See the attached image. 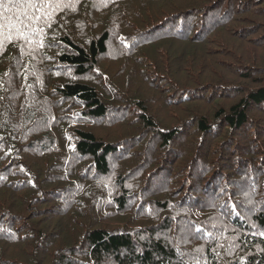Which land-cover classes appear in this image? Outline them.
<instances>
[{
    "label": "trees",
    "instance_id": "16d2710c",
    "mask_svg": "<svg viewBox=\"0 0 264 264\" xmlns=\"http://www.w3.org/2000/svg\"><path fill=\"white\" fill-rule=\"evenodd\" d=\"M122 1L59 0L61 7L49 23L39 22L42 34L33 33L31 42L15 39L0 49V264H264V228L254 232L243 216L226 211L221 197L226 181H221L220 170L213 176L215 180L204 186L205 192L189 194L201 208L212 203L203 202V195L214 193L210 200H215L212 232L202 243L174 240L181 248L179 253L186 256V248L192 249L190 262L162 231L148 228L143 233L149 235L136 234L151 223L142 226L135 225L136 221H151L153 210L134 214L128 225H103L105 220L122 217V211L131 206L145 203L148 208V176L152 166L157 168L150 160L151 148L173 150L179 133L184 135L188 127H193V132L185 136L186 150L179 149L178 155L190 157L197 150L189 162L191 177V171L201 163L202 149L215 140L211 148L220 151L215 160L228 151L237 158L239 171L251 169L255 154L249 153L246 144H239L246 138L248 123H255L248 135L255 143L251 148L259 154L256 166L261 165L258 167L264 171V120L257 123L252 115L253 109L264 112V73L256 72L257 62L238 66L236 72L239 78L256 82L258 87L248 95L241 89L227 93L231 86L218 80V71L204 75L212 71L207 67H203V75L185 74V46L205 44L219 29L210 35L200 33L207 16L200 7L147 12V28H137L130 19L113 30L110 26L117 21L98 32L92 30L98 27L92 16L95 11L101 17L111 16V11H119ZM156 1H145V8ZM238 1L227 4L234 9ZM221 2L210 7L226 3ZM128 11L123 7L119 18L129 16ZM140 12L135 18L146 15ZM190 13H198L196 25L186 23L183 27L182 17L186 19ZM18 14L15 8L5 13L11 17ZM184 41L191 44L182 45ZM225 55L232 54L226 51ZM183 81L199 83L183 87ZM19 93H28L23 110L13 102ZM237 95L242 96L229 105L223 101ZM215 99L221 103L214 104L216 110L210 114L204 103ZM156 103L158 107L152 106ZM150 106L184 108L185 113L171 128L156 121ZM105 129L109 132H103ZM195 133L199 141L194 149L190 137ZM130 159L137 161L133 168L128 167ZM163 164L169 169L168 161ZM168 169L164 167L163 172ZM176 173L174 170V178ZM191 177L190 182L195 176ZM4 190L9 192L4 195ZM99 201L107 202L103 214ZM159 204L168 208L166 203ZM181 210L183 216L189 215L186 208ZM260 217L264 226V213ZM22 223L26 224L23 231L19 229Z\"/></svg>",
    "mask_w": 264,
    "mask_h": 264
},
{
    "label": "rangeland",
    "instance_id": "374dc122",
    "mask_svg": "<svg viewBox=\"0 0 264 264\" xmlns=\"http://www.w3.org/2000/svg\"><path fill=\"white\" fill-rule=\"evenodd\" d=\"M145 1L147 0H124L119 3L121 4L119 11H111V16H107L108 14H104L107 17H101L100 13L98 11H95L92 16L93 18H97L98 23L96 22V26L98 27L92 30L98 32L103 27H106V25L110 22L114 23L117 21L110 26V30H113L121 21H127L130 19L135 22V26L137 28H147L148 26H150L149 22L147 23V21L149 20L147 12L153 14L156 11L158 12L162 9L166 10L168 7H176V9L181 8L179 11H183L185 7L191 9L200 7V12H205V14L207 15L203 19L202 25L204 26L201 27L200 33L206 34L209 32L210 35L213 33V31H215V29H219L209 37L205 44H199L196 47L185 46L187 48V55L183 59L185 68V70H183L184 73L188 74L192 72V74L197 76L203 75V67H207L212 70L211 72L206 71L204 75L213 73L214 71H218V80L223 79L229 86H231L227 93H238L240 92V90L238 91V89H241L246 91V95H248L251 90L258 87L256 86V82L253 79L251 80L249 78H239V75H237L236 72L239 71L238 66H247L246 64L248 62V64H251L252 62L256 61V65L257 67H259L258 70L256 69V72L260 70L259 73H264V35L261 36L262 34H264V0H245L247 3L240 0L237 2L238 7L234 9L230 8V6L227 4L229 0H216L217 2L213 3H211V0L207 3H203L205 0H159L151 3L150 7L148 8H145L144 6ZM220 2L226 3H223L216 8L210 7L219 4ZM194 3H198L199 5L195 6ZM239 5L241 6V8L238 12L237 9L239 8ZM257 6L260 7L258 8ZM123 7L129 10L128 14L130 15L125 16L124 18H119L120 12L123 11ZM254 7H257V9L255 10ZM142 8L143 10H141ZM140 11H145L144 14L146 13V15L135 18L137 16L136 12ZM215 11L216 14H212ZM191 13L189 15L190 17H187L186 19L182 17L183 27L184 24L187 25L186 23L191 24V27L196 25L198 19L196 20L195 18L198 16V13H195V15H191ZM209 21L211 22V24H207L209 23ZM85 30L89 34L88 29ZM190 44V41L182 42V45ZM226 51H228L230 55L232 54L233 56H226ZM118 66H116L113 71H115ZM254 74L255 72L253 73V77H256V75ZM196 83L199 82L183 81L181 84L183 87H189L190 85L196 86ZM26 94L23 95L22 93H19V95L13 99L15 105L17 107L20 106V108H18L19 110H23L21 107L23 105L22 103H24L25 101L24 99L26 97ZM160 95L161 97L165 98L166 93L162 92ZM175 96L176 94L172 95L173 98ZM241 96L242 95H237L234 97L232 96L229 98H224L223 101L227 102L229 105V103L233 102V100H236L237 98L240 99ZM29 97L31 98L32 95H29ZM218 103H221L219 99H215L214 102H211L208 105L204 103V109L206 111H210V114H212L213 111L216 110V108L214 107ZM152 106L158 107V104L156 103ZM149 109L151 110L150 112L155 115L156 121H158L160 125L171 128L179 124V122L181 121L180 116L185 113L184 108H152L150 106ZM129 113L130 115L133 114V112L131 111ZM252 115L259 120L257 123H261L260 121L264 120V112H261L257 109L252 110ZM193 123L194 121L192 122V124ZM248 125V130H246L247 133L245 135L246 138L241 139L239 144H246L248 148L251 149L249 153L255 154H252L255 156V159L252 162L253 166L251 169H243L242 171H239L236 168L237 158L235 159L234 154L232 153L228 154V151L224 155L225 157H221L220 155L221 158L219 157L218 160H215L220 152L217 149L216 151H213L211 148V146L217 143V140H215L216 143H212L211 145H209V147L207 146L204 147L205 149H202L203 153H201V163H199L198 166L191 171L192 177H195L193 181L190 182L189 177L191 176L188 172L190 171L191 164L189 162L190 160H193L195 158V152L197 150L194 151V153L192 152L191 155H188L190 157H187L184 153L178 155L179 149H181L182 151L186 150V147L184 146V141L186 138L185 136H188L189 132H193V127H191V129L190 127H188L184 135L182 132L179 133V140L177 144H175L173 150L169 151L166 148H163V150H165L163 151L159 150L158 147L155 149L151 148L152 152L150 154V160H154L152 163H156L157 168L153 169L152 166L148 176V180L150 179L149 181H147L146 185L147 188L149 182V189L148 192H146L148 197L150 198V204L148 205V208H144L145 206H147L145 203H140V205H135L134 207L131 206L129 207L127 212L122 211V213L124 214L122 217L110 218L108 220H105L103 225H108L109 223L114 222L128 225L132 222L131 218L134 214L142 215L143 213L153 210V219H151V221H149L148 219H140L136 221L135 225L140 224L142 226H146L148 222H151L147 224V229L137 231V235H149L150 233H143V231L148 230V228H154V230L157 229L156 232L162 231L163 235L166 234L172 239V246L173 248L176 247L178 253V250H181V248L178 247L174 241L177 238L181 240L182 243H188V239H192L196 242L202 243L204 237H208L213 228L214 219L212 204L215 202V200H210V196L214 193L203 195V202H212L205 208H201L199 205H195L191 198L192 195L189 194H197V192H202V190L204 191V189L207 190L206 188H204V186L215 180V177L213 176L215 175L217 170H220L223 174V176L221 177V181H226L225 184L222 185L223 190L221 193V197H223L224 199V207H226V211L232 212V214L235 212L240 216H243L246 223L252 229H254V232H260L261 230H263L264 226L261 224L260 215L264 213V177L262 174V172L264 171L260 169V167H258L261 165L258 164V166H256V163L259 161V154H257L258 152L253 151L254 147L251 148V146L255 143L250 139L251 135H248V131L251 130L255 123H248ZM103 132H109V130L105 129ZM191 134L192 133H189V135ZM197 136L198 134L195 133L194 135H192V138L190 137V141H192V144L195 146L194 149L198 147L199 140L197 139ZM212 140H214V137L211 138V142H213ZM234 143L235 141L233 140L231 142V146H233ZM140 149L141 146H139V150ZM234 149L237 151L236 147ZM125 152L129 153L127 150H125ZM171 153H175L173 154L174 157L171 156ZM139 155V153L136 154L137 157L135 160L138 159ZM239 158L242 157L240 156ZM135 160L130 159L128 167L130 166V168H133L137 163V161ZM166 161L170 163L169 169L168 165L163 164V162ZM164 167L165 169H168L165 172H163ZM174 170L177 172L175 178L173 174ZM143 175L145 176V173ZM224 177H226L227 179L222 180ZM185 179H188L187 182H184ZM209 179H211V181H209ZM220 183L223 184V182ZM51 188L53 189V187ZM7 192L9 191L4 190L3 194L6 195ZM24 195L25 193L19 195V200ZM154 201H158V205ZM159 203L168 204V208H162ZM97 204L100 205L98 209L101 210V214H103L105 212L104 207L107 202L99 201ZM182 207L186 208L189 211L188 216H183L185 212L181 210ZM156 213H158V215L155 216L154 214ZM193 218H195V220ZM15 222L18 223L19 221ZM53 222H56V220H53ZM25 226L26 224L22 223L19 229L23 231ZM136 228H139V226H136ZM192 252V249L190 247H187V255L185 256L181 252L179 253V255L181 254L184 259L190 262L188 254H192ZM204 254H202V257L206 258ZM32 256L33 255L29 254L27 258L31 259ZM206 264L213 263H210L208 261Z\"/></svg>",
    "mask_w": 264,
    "mask_h": 264
},
{
    "label": "snow or ice",
    "instance_id": "6c2138e0",
    "mask_svg": "<svg viewBox=\"0 0 264 264\" xmlns=\"http://www.w3.org/2000/svg\"><path fill=\"white\" fill-rule=\"evenodd\" d=\"M60 7L59 0H16L15 3L13 0H7V3L0 0V49L15 39L22 38L31 42L33 33L42 34L44 31L39 27V22L43 20L48 24ZM14 8L19 12L17 16L5 15Z\"/></svg>",
    "mask_w": 264,
    "mask_h": 264
}]
</instances>
